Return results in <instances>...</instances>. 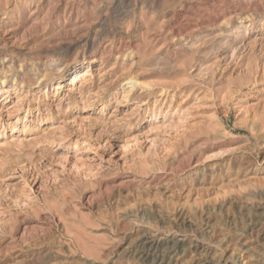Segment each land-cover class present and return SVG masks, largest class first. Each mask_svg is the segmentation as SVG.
<instances>
[{
	"label": "rangeland",
	"instance_id": "374dc122",
	"mask_svg": "<svg viewBox=\"0 0 264 264\" xmlns=\"http://www.w3.org/2000/svg\"><path fill=\"white\" fill-rule=\"evenodd\" d=\"M5 88L0 264H264V0H0Z\"/></svg>",
	"mask_w": 264,
	"mask_h": 264
},
{
	"label": "bare ground",
	"instance_id": "6f19581e",
	"mask_svg": "<svg viewBox=\"0 0 264 264\" xmlns=\"http://www.w3.org/2000/svg\"><path fill=\"white\" fill-rule=\"evenodd\" d=\"M92 70H91V68H86V69H84L83 71H81V72H78V73H76L73 77H72V83H75V82H77V78L79 77V75H81V73H82V75L80 76V78L81 77H83L84 79H86L87 77H89V76H91L92 75V72H91ZM58 88H59V86H58ZM9 92V89H7V88H5V89H3V90H0V93H2L3 95H5L6 93H8ZM53 128V127H52ZM14 140V139H13Z\"/></svg>",
	"mask_w": 264,
	"mask_h": 264
}]
</instances>
